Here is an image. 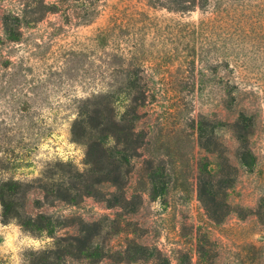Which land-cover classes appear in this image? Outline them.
I'll return each instance as SVG.
<instances>
[{"label":"rangeland","instance_id":"obj_1","mask_svg":"<svg viewBox=\"0 0 264 264\" xmlns=\"http://www.w3.org/2000/svg\"><path fill=\"white\" fill-rule=\"evenodd\" d=\"M53 2L58 9L41 17L44 10L30 11L33 0H0V180L38 186L58 162L85 170L86 148L71 134L79 99L106 90L113 66H141L150 98L138 125L147 143L132 161L128 202L49 204L33 187L27 211L61 219L56 237L75 233L82 221L100 223L96 242L108 257L70 264H142L119 259L131 241L157 247L170 264H264V0H197L185 11L172 0H47ZM8 13L20 18L17 40L5 31ZM242 111L254 121L250 166L238 161L232 126ZM201 117L216 124L238 169L227 197L231 212L221 223L198 198L203 158L218 169L217 154L198 144ZM150 160L154 168L163 161L169 175L159 197L151 191ZM104 190L109 197L114 189ZM33 234L50 238L42 250L55 244L47 233ZM8 261L0 254V264Z\"/></svg>","mask_w":264,"mask_h":264},{"label":"trees","instance_id":"obj_2","mask_svg":"<svg viewBox=\"0 0 264 264\" xmlns=\"http://www.w3.org/2000/svg\"><path fill=\"white\" fill-rule=\"evenodd\" d=\"M178 11L191 10L197 0H172ZM31 12L44 10L55 12L58 4H49L47 0H33ZM19 16L5 14L3 25L12 40H17L21 32L17 29ZM112 81L102 92L79 99L76 117L73 120L71 134L73 140L86 148L88 167L81 171L70 162H58L39 178L34 186L14 178L0 180V202L2 221L16 220L33 233H47L56 239L53 247L33 252L30 264H70L71 261L87 260L98 262L108 257L105 247L96 242L101 234L100 223L81 222L80 228L69 235L56 237L57 229L63 226L62 220L45 212L36 214L27 211L28 195L35 187L43 193V200L49 204L65 202L77 204L85 197H95L108 201L111 206H122L128 202L125 186L133 169L132 161L141 156V149L147 143V132L138 125L140 111L150 98L149 83L141 74V66L131 67L119 64L112 67ZM227 97L235 99L232 92ZM198 144L206 152L217 154L218 169L213 171L211 163L203 158L198 166V198L208 217L216 223L223 222L231 212L228 191L237 179V167L225 155L221 142L217 139L215 125L206 117L198 121ZM207 126L212 130L207 132ZM239 142L237 153L241 165L250 166L255 156L250 148V136L253 134V117L242 111L232 124ZM148 170L152 195L159 197L166 192L169 182L167 168L163 161L154 168L149 161ZM112 187L109 197L104 187ZM38 206L41 199H36ZM134 209H137L134 207ZM126 256L119 254L120 261L142 264H170V260L157 247H149L131 241Z\"/></svg>","mask_w":264,"mask_h":264},{"label":"clouds","instance_id":"obj_3","mask_svg":"<svg viewBox=\"0 0 264 264\" xmlns=\"http://www.w3.org/2000/svg\"><path fill=\"white\" fill-rule=\"evenodd\" d=\"M50 242L46 234L34 235L14 217L7 223L0 220V254L9 257L8 264H25V253L39 252Z\"/></svg>","mask_w":264,"mask_h":264}]
</instances>
